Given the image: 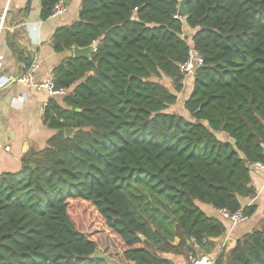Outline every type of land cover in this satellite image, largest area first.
Here are the masks:
<instances>
[{"label":"trees","instance_id":"1","mask_svg":"<svg viewBox=\"0 0 264 264\" xmlns=\"http://www.w3.org/2000/svg\"><path fill=\"white\" fill-rule=\"evenodd\" d=\"M59 1L39 0L41 21ZM186 8L183 18L178 0H81L77 19L55 29V53L95 49L53 69L55 87L69 90L43 111L55 133L0 174V264H105L97 250L131 264L188 261L216 252L226 231L196 202L253 214L239 198L256 195L250 171L264 166V0ZM190 47L203 64L182 112H170L185 93L179 64ZM10 48L27 68L32 59ZM75 201L102 220L116 253L76 227ZM214 264H264V218Z\"/></svg>","mask_w":264,"mask_h":264},{"label":"crops","instance_id":"2","mask_svg":"<svg viewBox=\"0 0 264 264\" xmlns=\"http://www.w3.org/2000/svg\"><path fill=\"white\" fill-rule=\"evenodd\" d=\"M6 1L0 0V11L5 7ZM80 2L81 0H69L63 16L41 21L39 0H11L0 35V77L8 74L17 76L25 69V62L18 60L10 45L25 58L38 63V80L52 75L53 69L60 62L72 56V51L55 53L50 44L51 37L57 27L70 25L77 19ZM187 80L189 87L185 90L183 100L190 94L193 78L186 77ZM50 99L63 105L59 95L35 91L18 83L0 88V174L17 172L21 166V158L29 152L43 149L47 139L55 133L42 121L44 108ZM218 136L228 139L223 134ZM250 179L256 195L253 198L241 197L239 202L242 208L254 206L255 211L243 223L232 225L221 220L216 209L196 202L207 216L219 218L226 228L225 234L215 241L216 252L208 254L211 258L216 259L224 248L232 247L238 239L259 228L264 218V167L260 168L257 164L252 166ZM166 257L172 264L188 263L181 256Z\"/></svg>","mask_w":264,"mask_h":264},{"label":"built area","instance_id":"3","mask_svg":"<svg viewBox=\"0 0 264 264\" xmlns=\"http://www.w3.org/2000/svg\"><path fill=\"white\" fill-rule=\"evenodd\" d=\"M11 0L6 1L5 7L0 11V32L3 30V24L6 17V13L8 11V7ZM66 12V5L63 0L57 2L51 10L50 17L57 18L61 17ZM203 60L198 55V53L190 47L188 58L185 62L179 64V71L186 77H191L195 75L196 71L202 66ZM38 70V63L36 61H32L30 65L24 69V71L20 75H12L8 74L0 77V88L10 84V83H18L24 87L33 89L35 91H44L50 95H59L63 96L69 92L67 88H56L54 84L53 75H49L48 77L38 80L36 77V73ZM258 167L263 168L261 164H257ZM217 215L221 218V220L228 221L232 225H236L239 223L245 222L248 217L244 214L242 210H237L234 213L227 211L226 209H216ZM194 248L196 249V243L194 240H191ZM194 252L188 255V263L187 264H214V258L204 254L199 255Z\"/></svg>","mask_w":264,"mask_h":264},{"label":"rangeland","instance_id":"4","mask_svg":"<svg viewBox=\"0 0 264 264\" xmlns=\"http://www.w3.org/2000/svg\"><path fill=\"white\" fill-rule=\"evenodd\" d=\"M191 32H189L190 34ZM1 35V32H0ZM189 42V41H188ZM188 81L187 80V85L185 90L188 89ZM163 83H165L166 85H169V81L168 80H163ZM186 94L183 93V95ZM182 94H180L179 96V102L175 105L170 107L169 111L170 112H176V113H181L182 112V108H181V101H182ZM72 208H73V213L74 215H72V221L74 222V224L76 225V227L84 232L85 234H87V236L90 239H94L97 244L98 247L102 250L103 248L107 249V252H115L118 251V248L120 247V245H118V242L115 240V238H113L112 236H110L109 232L105 230V226L102 222V220L94 213L87 215L88 210L86 208V206L81 203V202H72ZM204 205V204H202ZM109 249V250H108Z\"/></svg>","mask_w":264,"mask_h":264},{"label":"water","instance_id":"5","mask_svg":"<svg viewBox=\"0 0 264 264\" xmlns=\"http://www.w3.org/2000/svg\"><path fill=\"white\" fill-rule=\"evenodd\" d=\"M65 5H68L69 0H63ZM188 0H178V15L180 17L186 18L187 17V8H186V3ZM183 25H186V20H183ZM95 49V44L90 45L85 48H78V47H73L72 48V57L73 58H90V54L94 51ZM75 132L74 128H66L64 129V136L66 138H69L72 136V134ZM93 258L99 259L101 261H104L105 264H130L129 262L122 260L121 262H117L115 260H112L102 254L99 250L95 251L94 254L92 255Z\"/></svg>","mask_w":264,"mask_h":264}]
</instances>
